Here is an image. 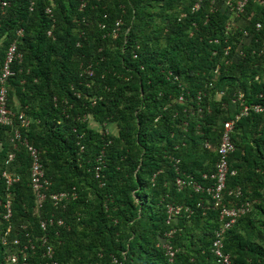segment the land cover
<instances>
[{"label": "trees", "instance_id": "16d2710c", "mask_svg": "<svg viewBox=\"0 0 264 264\" xmlns=\"http://www.w3.org/2000/svg\"><path fill=\"white\" fill-rule=\"evenodd\" d=\"M2 1L0 75L13 40L22 55L9 106L30 122L20 132L40 151L49 193L74 196L40 207L27 149L0 125V264L11 254L16 264H264V112L253 109L264 108V4L250 0L238 15L237 0ZM244 104L217 205L208 190L220 134ZM178 177L204 190H178ZM238 204L249 211L217 237L222 208ZM170 205L180 210L169 220Z\"/></svg>", "mask_w": 264, "mask_h": 264}, {"label": "built area", "instance_id": "2783aa9c", "mask_svg": "<svg viewBox=\"0 0 264 264\" xmlns=\"http://www.w3.org/2000/svg\"><path fill=\"white\" fill-rule=\"evenodd\" d=\"M248 1L250 0H237L236 1V5L233 6L232 4H230L231 10L234 13H237L238 15L243 12L245 5L248 3ZM252 1H256L259 4L263 5L264 4V0H252ZM8 5V2L6 0L1 2V9L5 8ZM194 9L197 10L199 9V3H197L194 6ZM48 12H50V10L48 9ZM120 23V22H119ZM118 23V24H119ZM260 24L256 25V28H259ZM114 36H117L116 31H113ZM23 35V30H19L17 32V36H22ZM50 35V33H49ZM229 52V47H227L225 49V54H228ZM22 59V55L21 53L18 51V44H17V39L13 40L6 51V57L4 59L2 68H1V75H0V125L2 126H9V127H13L14 133H13V143L20 141L21 143H23V145H25L27 152L29 154V157L31 158L32 164H31V169H30V174H31V184H32V188L35 192L36 195V200L39 204V206L41 207L42 203L46 200V199H51L53 204L55 206H57L59 203H63L65 200L67 201L68 199H70L71 197L74 196V194L72 192H58V193H49L50 190V181L48 179L45 178L44 176V171H43V165L41 163V158H40V152L38 151V149H36L34 146L30 145L29 142L23 138L21 132L19 131L18 128L14 127L15 126V122H19V126L21 128H27L29 126V120L26 118L24 113H16L13 110H11L8 107V90H7V85L9 82V79L14 76L15 72L12 69V65L13 63H15V61L17 60H21ZM253 109L256 112H264V108L260 105H256L253 107ZM249 108L246 106L244 111H248ZM237 119V118H236ZM235 120H227L224 122V127H223V131L221 134V139H220V146H219V160L217 162L216 165V169H217V173L216 175H214V177H218V183L216 185V187L214 189H209L208 192L211 194V196L216 199L215 203L217 205H220V203L222 202V194L224 192L225 188V176L226 173L228 171V160L230 158V155L235 151V144L232 140V131H233V126H234ZM16 146V144L14 145V147ZM14 152H11L8 156V161L12 160L14 158ZM1 177L5 178L6 183L8 184V186H10L13 182H15L13 179H11L10 176L7 175L6 171L3 172L1 174ZM204 177H206V175H204ZM176 183L177 186L180 189H183L185 186L189 185L192 186L194 188V191L198 192V191H203L204 188L203 186L196 181L193 177H187L185 179H182L181 177H178L176 179ZM240 191L238 190L237 193H239ZM230 194V193H229ZM4 207H6V213L4 214V220L6 222H8V226H7V233L5 234V236L2 239V243L3 244H7V234L8 232H11V224L10 222V218L12 216V212H11V207H10V202L7 201L4 204ZM179 207H170L168 212L170 213V215L172 214H177L179 212ZM249 211V206L248 204L245 205H240L234 208H222L221 213L225 216V223L224 226L222 228L221 231H219L217 233V237L223 235V233L230 229L234 223L237 221V219L245 214L246 212ZM53 223V219L50 218L48 220H42L40 222V226L43 230L46 229L48 224ZM58 224L61 225L62 221L59 220ZM42 245L44 246L47 242L46 238H42ZM14 244H19V240H15ZM221 240L217 239L213 242V251L216 255V257L218 258V260H222L224 263H229V259L228 256L223 255V252L221 250ZM164 248L166 249L167 254L172 258L174 256L175 250L173 249V247L170 244L164 245ZM35 246L30 242V240L28 241L27 245L24 246L25 251L27 250H34ZM45 249H47L46 253V257H48V259H50V261H52V257L54 255V251L52 249L51 246H46ZM22 264H27V260H26V256L23 257L22 260ZM7 263H11V264H16L19 262V257L15 254H11L7 257L6 259ZM117 261H115L116 263ZM51 264H57L55 261H52Z\"/></svg>", "mask_w": 264, "mask_h": 264}, {"label": "crops", "instance_id": "0c3cea01", "mask_svg": "<svg viewBox=\"0 0 264 264\" xmlns=\"http://www.w3.org/2000/svg\"><path fill=\"white\" fill-rule=\"evenodd\" d=\"M7 105H8V107H9L11 110H13L12 107H14V105L11 104V105L9 106V98H8V104H7ZM16 106H17V105H16ZM15 108H16V107H15ZM13 111H15V110H13ZM1 126H2V125H1ZM29 126H30V125H29ZM29 126H28V127H29ZM4 127H9V126H4ZM28 127H27V128H28ZM12 128H13V127H12ZM17 128H18L19 131H20L21 127H17ZM14 130H15V129L13 128V133H14ZM115 133H116V132H115ZM220 139H221V134H220ZM12 140H13V136H12V138H11V143H13ZM30 145H31V144H30ZM32 146H33V145H32ZM205 146L207 147V146H208V143H206ZM34 147H35V146H34ZM14 148H15V147H14ZM35 148H36V147H35ZM235 148H236V147H235ZM36 149H37V148H36ZM38 151H39V150H38ZM39 152H40V151H39ZM40 158H41V157H40ZM99 160H100V158H99ZM176 162H178V159H176ZM100 163H101V165H102V164H103V160H101ZM31 164H32V163H31ZM42 165H43V164H42ZM30 169H31V167H30ZM176 186H177V183H176ZM177 189H178V190H181L178 186H177ZM66 192H67V191H66ZM240 205H242V204H238L237 206H240ZM170 207H175V206H174V205H170V206L168 207V209H167V213H168V215H169V220H170V216H171V215H170V213L168 212V210H169ZM177 214H178V213H177ZM172 215H175V214H172ZM170 234H171V232L169 233L168 236H170ZM164 245H167V244H164ZM164 245H163V247H164Z\"/></svg>", "mask_w": 264, "mask_h": 264}, {"label": "clouds", "instance_id": "9594fccd", "mask_svg": "<svg viewBox=\"0 0 264 264\" xmlns=\"http://www.w3.org/2000/svg\"><path fill=\"white\" fill-rule=\"evenodd\" d=\"M50 10V9H49ZM50 12H51V10H50ZM50 12H48V10H47V13H50ZM242 97H243V95H240L239 96V98H240V100H242ZM241 106V105H240ZM245 107H246V105L244 104V105H242L241 106V109H240V111L238 112L239 114L235 117V118H233V119H227V120H235V123H234V125L238 122V120L240 119V117L241 116H244V115H246L247 114V112L246 111H244V109H245ZM14 112H16V113H19L20 111L19 110H15ZM21 113H23V112H21ZM25 114V113H24ZM237 118V119H236ZM227 120H225V121H227ZM224 121V122H225ZM223 127H224V123H223ZM233 130H234V126H233ZM222 131H223V128H222ZM222 131H221V134H222ZM232 133H233V131H232ZM233 135V134H232ZM232 140H233V138H232ZM234 142V141H233ZM235 144V143H234ZM236 149V148H235Z\"/></svg>", "mask_w": 264, "mask_h": 264}]
</instances>
